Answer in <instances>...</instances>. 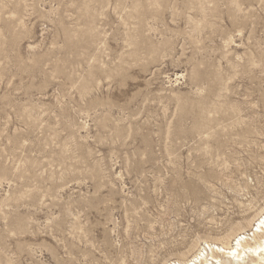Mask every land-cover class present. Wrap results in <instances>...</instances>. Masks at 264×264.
<instances>
[{
  "label": "rangeland",
  "instance_id": "1",
  "mask_svg": "<svg viewBox=\"0 0 264 264\" xmlns=\"http://www.w3.org/2000/svg\"><path fill=\"white\" fill-rule=\"evenodd\" d=\"M264 210V0H0V264H166Z\"/></svg>",
  "mask_w": 264,
  "mask_h": 264
},
{
  "label": "bare ground",
  "instance_id": "2",
  "mask_svg": "<svg viewBox=\"0 0 264 264\" xmlns=\"http://www.w3.org/2000/svg\"><path fill=\"white\" fill-rule=\"evenodd\" d=\"M219 242L202 241L189 258L166 264H264V210Z\"/></svg>",
  "mask_w": 264,
  "mask_h": 264
}]
</instances>
